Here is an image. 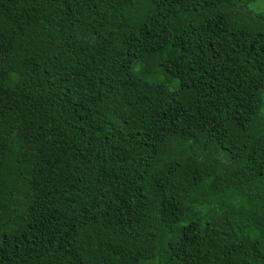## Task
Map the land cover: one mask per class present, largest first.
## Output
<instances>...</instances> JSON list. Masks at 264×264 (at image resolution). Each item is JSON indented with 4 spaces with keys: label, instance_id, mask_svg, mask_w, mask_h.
I'll use <instances>...</instances> for the list:
<instances>
[{
    "label": "trees",
    "instance_id": "obj_1",
    "mask_svg": "<svg viewBox=\"0 0 264 264\" xmlns=\"http://www.w3.org/2000/svg\"><path fill=\"white\" fill-rule=\"evenodd\" d=\"M264 0H0V264H264Z\"/></svg>",
    "mask_w": 264,
    "mask_h": 264
},
{
    "label": "rangeland",
    "instance_id": "obj_2",
    "mask_svg": "<svg viewBox=\"0 0 264 264\" xmlns=\"http://www.w3.org/2000/svg\"><path fill=\"white\" fill-rule=\"evenodd\" d=\"M263 5H264V3H262ZM262 100H263V105H262V107H261V109H260V113L262 114V115H264V92H263V95H262Z\"/></svg>",
    "mask_w": 264,
    "mask_h": 264
}]
</instances>
